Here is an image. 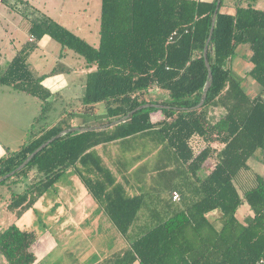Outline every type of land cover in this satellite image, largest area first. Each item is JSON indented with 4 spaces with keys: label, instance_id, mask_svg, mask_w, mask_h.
Returning a JSON list of instances; mask_svg holds the SVG:
<instances>
[{
    "label": "trees",
    "instance_id": "1",
    "mask_svg": "<svg viewBox=\"0 0 264 264\" xmlns=\"http://www.w3.org/2000/svg\"><path fill=\"white\" fill-rule=\"evenodd\" d=\"M216 4L217 0H102L99 43L93 45L28 0H16L12 10L27 19L28 31L36 40L23 43L0 75V83L41 99L42 115L53 95L44 80L71 71L63 62L43 75L32 68L29 58L45 36L95 66L87 75L83 104L86 111L94 112L103 103L108 114L104 123L148 102L170 107L144 108L112 127L70 132L54 140L0 183L27 177L32 170L40 176L22 192L12 193L8 209L23 216L74 167L120 233L127 235L145 205V196L128 194L96 147L152 134L194 177L197 185L192 191L198 197L179 210L169 204L167 219H158L130 246L114 249L94 264H259L264 258V176L258 175L257 185L243 194L235 178L250 168L248 161L257 152L264 160V9L236 1L233 11H223L221 1L208 54L213 83L205 103L196 108L208 79L203 50ZM174 31L179 34L170 40ZM242 45H248L250 52L248 75L261 86L254 96L227 66ZM154 86L168 91L167 97L154 96ZM217 108L224 114L212 121L211 111ZM157 111L164 118L153 122L151 115ZM72 126L63 119L0 157V177ZM201 141L205 145L197 149ZM212 156L217 158L214 168L200 177L199 170ZM174 190L181 194L176 203L187 201L184 189L172 187L170 194ZM245 202L249 211L241 219L239 210ZM215 209L221 214L211 219L208 214ZM37 238L35 231L16 224L0 229V254L8 264H34L37 256L32 246Z\"/></svg>",
    "mask_w": 264,
    "mask_h": 264
},
{
    "label": "rangeland",
    "instance_id": "2",
    "mask_svg": "<svg viewBox=\"0 0 264 264\" xmlns=\"http://www.w3.org/2000/svg\"><path fill=\"white\" fill-rule=\"evenodd\" d=\"M28 1L56 19H61L63 23L65 21L67 25H70L69 27H74L77 33L85 37L90 43L98 45L102 0ZM236 1H242L244 6L253 5L264 9V1L260 4H254L255 2L252 0H224L221 9L233 11ZM61 11H63V17ZM27 26V19L14 10L10 11L6 4L0 0V47L1 49L4 46L7 47L5 54L0 57L3 61L0 73L12 59L16 48L19 47L23 34L27 33V29H25ZM10 40L11 42L14 41V48L9 46ZM249 55L248 45L239 46L227 66L242 80L246 91L254 96L259 93L261 86L248 75L252 66L248 60ZM29 60L38 75L49 72L57 65L58 60L71 66L73 71L64 74L62 79L47 77L44 80L50 88L57 89L49 99L51 108L44 115H42L43 101L41 99L27 93H20L22 108L27 109L28 113L25 122V124L27 123L26 131L22 133L12 131L11 127L4 122L5 120L1 121L0 157L8 154V150L4 148L6 144L8 148H12L11 151H15L22 144L30 141L37 132L43 128L54 126L63 119L73 124L76 118L78 121L85 118L87 123L96 125L102 124L107 119L108 114L103 103L97 104L94 112H88L81 102L82 94H79V88H76L77 93L73 91L70 95L67 94L76 82L80 83L84 78L83 82L85 83V77L88 75L86 72L89 67L83 57L51 39L47 46L37 48ZM61 80H65L66 85H63ZM0 86H2L1 83ZM160 97L163 96L160 95ZM3 105L5 107L2 109L5 110L7 106L6 104ZM75 108L78 109L72 110ZM223 114L222 108L213 109L210 115L211 120L216 121ZM39 117L40 119H38ZM6 127L8 130L4 134L2 129L5 131ZM155 137L152 134L138 136L131 139L133 143L125 142L121 144L125 147L119 146L120 153H128V156L123 160V169L127 171L131 167L135 169L130 173L132 175L131 180H127L125 184L123 181L121 182L128 194L141 193L145 196V205L135 222L145 221V225L140 230L131 229L129 233L131 238L146 232L158 219L161 221L167 219L170 216L167 204H170L173 210H179L196 201L198 197V194L194 190L192 191L197 185L194 177L187 171L183 163L176 160L174 153ZM17 138L19 142L10 145L11 140H17ZM19 143L22 144L19 145ZM2 144L5 146L2 147ZM204 145L203 141L199 142L197 149ZM215 146L220 147L217 144ZM137 155H147V158L144 159V162L136 161ZM102 157L105 161L110 158L107 155ZM216 162V156H212L207 165L211 167ZM248 163L250 168L241 170L235 178V184L240 194L257 185L258 175L264 176V160L261 152H257L251 157ZM108 164L110 168L117 169V165L114 167L113 164ZM39 177L38 173L32 170L27 177H14L9 182L0 185V229L16 224L23 229L36 232L38 238L33 244L32 250L36 253L38 260L34 264H92L100 255L109 253L112 250L108 247L110 242L117 237L119 238L121 233L105 210L97 204L94 197L89 193L74 167L69 168L58 183L46 192L35 206L27 210L23 216L18 217L15 212L8 209L7 206L12 193L22 192ZM175 186L184 189L187 201L183 203L172 202L169 194L172 187ZM247 211H249V205L245 202L239 210V217L242 219ZM155 212L157 216L153 218L151 213ZM220 214L221 211L215 209L208 215L211 219H215ZM84 218H87V221L85 220L83 225L76 223L77 220L82 221ZM0 264H8L7 259L2 254H0Z\"/></svg>",
    "mask_w": 264,
    "mask_h": 264
},
{
    "label": "crops",
    "instance_id": "3",
    "mask_svg": "<svg viewBox=\"0 0 264 264\" xmlns=\"http://www.w3.org/2000/svg\"><path fill=\"white\" fill-rule=\"evenodd\" d=\"M16 0H1V2H3L4 4H6V6L9 8L10 11H12V6H13V3L15 2ZM253 2H255L254 4H260L262 1L264 0H252ZM242 1H240V4ZM31 3V2H30ZM32 4V3H31ZM33 5V4H32ZM34 7H36L35 5H33ZM38 8V7H36ZM39 9V8H38ZM41 10V9H39ZM42 11V10H41ZM44 12V11H42ZM18 13V12H17ZM46 13V12H45ZM20 14V13H19ZM48 15H50L49 13H47ZM21 15V14H20ZM22 16V15H21ZM51 17H53L52 15H50ZM61 16L63 17V11H61ZM54 19H56L55 17H53ZM61 18V17H60ZM58 20L60 23L62 22L61 19H56ZM67 22V21H66ZM63 25L67 26L69 29L73 30L75 33H77L76 29L73 27H69L70 25H67V23H64L62 22ZM26 26V24H24ZM19 26V25H18ZM20 27H22L20 25ZM27 29V33L26 34H23L22 36V40L20 41V45L19 47L16 48V52L21 48V46L23 45V43L27 40L30 41V36L31 34L29 33L28 31V26L25 28ZM21 31V30H20ZM79 34V33H77ZM80 35V34H79ZM81 36V35H80ZM83 37V36H82ZM85 38V37H84ZM86 39V38H85ZM51 41V38L49 36H45L43 39H41L39 41V46L37 48H39L40 46H47L49 44V42ZM99 43V42H98ZM92 44V43H91ZM9 46L14 48V41L10 40V43H9ZM7 50V47L4 46L0 47V57L5 54V51ZM37 50V49H36ZM35 50V51H36ZM34 51V52H35ZM16 52L12 55V58L15 56ZM33 52V53H34ZM32 53V54H33ZM31 54V55H32ZM31 57V56H30ZM30 59V58H29ZM6 60V59H5ZM12 60V59H11ZM9 60V62L11 61ZM2 60L0 59V67H2ZM9 62L7 63L6 67L8 66ZM30 62V60H29ZM58 62H63L61 60H58ZM64 63V62H63ZM67 67L71 68V71L69 73H71L73 71V68L69 65H67L66 63H64ZM32 66V65H31ZM88 66V65H87ZM5 67V69H6ZM89 67V70L86 72V74L90 73L91 71H94L95 70V66H88ZM33 68V67H32ZM4 69V70H5ZM34 69V68H33ZM3 70V71H4ZM35 70V69H34ZM52 70V69H51ZM50 70V71H51ZM2 71V72H3ZM49 71V72H50ZM2 72L0 73V75L2 74ZM36 72V71H35ZM47 72V73H49ZM37 73V72H36ZM47 73H43V74H47ZM69 73H64V74H69ZM42 74V75H43ZM64 74H59V75H55V76H50V77H57V79H62L63 75ZM60 77V78H59ZM87 79V75L85 77ZM86 79H85V83L83 82L84 81V78L82 79L83 81L82 82H76L74 84V87L71 88V90H68L67 94H71L73 91H76V88L78 89L79 88V94H82L81 95V102L83 104V97L85 95V90H86ZM62 84L66 85V81L65 80H61ZM46 86L47 83L46 82H43ZM49 87V86H48ZM61 87V86H59ZM50 88V87H49ZM153 95L160 98V99H163V98H166L167 95H168V91L164 90V89H159L157 87H153ZM51 90L53 91V94L55 93V90L57 89H53L51 88ZM20 91H17L15 90L13 87L9 86V85H4L2 84V86H0V123L1 121H4L6 124H8L7 126L11 127V130L12 131H15V132H18L19 133H22V132H25L26 131V118H27V109H25L24 107L22 108V105H21V102H20ZM67 95V96H69ZM160 95H162L163 97H160ZM18 101V102H17ZM2 102V103H1ZM3 104H6V109L3 110L2 107H5ZM83 107H84V104H83ZM51 108V106H50ZM78 108H75V109H72V110H76ZM3 110V112H2ZM107 117V116H106ZM164 118V114L161 112V111H157V112H154L152 113L151 115V120L153 122H157V121H160ZM22 121H23V124H22ZM104 124V122L102 123ZM101 125V124H99ZM73 126H97L96 124H92V123H87V121L85 120V118H83L82 120H79L78 121V118H76V120L73 122ZM1 130V128H0ZM7 127H6V130L3 131L4 134H6V131H7ZM18 137V136H17ZM132 139V138H131ZM131 139H124V140H117V141H113V142H110V143H105V144H100L96 147V151H98L97 153L102 157L104 155H107L109 156L110 158L108 159V161H105V159L102 157L103 161L105 162V164L109 167V164H113V166L115 167V165H117V169H114V168H111V170L113 171V173L116 175L118 181H123L124 184L125 182H127V180H131V177L132 175H130L131 171H135V169H133L132 167L127 171L126 169H123L122 167V164H123V160H125L126 156H128V153L127 154H124V153H120L119 152V146H123L121 145L122 143H125V142H130V143H133L131 142L132 140ZM12 142H10V145H12L13 143H17L19 142V139L17 138V140H14L12 139L11 140ZM120 143V144H119ZM22 143H19V145H21ZM5 146L4 144H2V147ZM125 147V146H123ZM6 150H8L7 152L9 153L11 151L10 148H8L7 144L6 146L4 147ZM147 158V155H137L136 156V161H143L144 162V159ZM215 166V164L211 165L210 166H206V167H203L199 170L198 172V175L202 178H204L205 176H207L209 174V172L211 171V169H213ZM149 167V166H147ZM110 168V167H109ZM117 170V171H116ZM58 183V182H57ZM130 194V193H129ZM134 193H132L131 195H133ZM171 199H172V193L169 194ZM173 201V199H172ZM97 202V201H96ZM175 202V201H173ZM176 203V202H175ZM98 204V203H97ZM99 205V204H98ZM169 205V204H167ZM100 206V205H99ZM101 207V206H100ZM102 208V207H101ZM97 209V208H96ZM103 209V208H102ZM98 210V209H97ZM89 212V211H88ZM152 214H156L155 213H152ZM86 215V214H85ZM85 220L87 221V218H84L82 221H78L76 223H78V225H83L85 223ZM145 225V221L143 222H139V223H134V225L131 227V229H138L140 230L143 226ZM130 229V231H131ZM129 231V233H130ZM120 232V231H119ZM129 233L127 235H119V238L117 237V239H114L113 241L110 242L109 244V249L111 248L113 251L114 249H117V248H123V247H127V246H130L131 242L136 239L137 237H130L129 236ZM107 247V248H108ZM109 251V252H111ZM37 256V255H36ZM104 255H100V257L94 261L92 264L98 262L99 260H101L103 258ZM38 260V257L36 259V261ZM35 261V262H36ZM134 264H140L139 261H136Z\"/></svg>",
    "mask_w": 264,
    "mask_h": 264
},
{
    "label": "water",
    "instance_id": "4",
    "mask_svg": "<svg viewBox=\"0 0 264 264\" xmlns=\"http://www.w3.org/2000/svg\"><path fill=\"white\" fill-rule=\"evenodd\" d=\"M221 1L222 0H217V4H216V8H215V12H214V15H213V20H212V26H211V30H210V34H209V37L207 38V41L205 43V46H204V50H203V57H204V60H205V64H206V67L208 69V79H207V82H206V85L202 91V95H201V99H200V102L196 105V108H199L201 107L205 101H206V98L208 96V92H209V89L211 88V85L213 83V72H212V69H211V64H210V61H209V45H210V42L212 40V36H213V31H214V27H215V22H216V17H217V12L220 8V5H221ZM149 107H155V108H159V109H163V108H169L170 106L169 105H164V104H161V103H151V102H148V103H144L140 106H138L137 108H135L134 110H132L131 112H129L128 114L122 116L121 118L119 119H115L111 122H107V123H104V124H101V125H97V126H72V127H69V128H66L62 131H60L58 134L54 135L53 137H51L50 139H48L47 141H45L43 144H41L38 148H36L18 167H16L14 170H12L11 172H8L7 174L3 175L2 177H0V183L3 182L4 180L8 179L9 177L15 175L17 172H19L21 169H23L33 158L34 156L39 153L42 149H44L47 145H49L51 142H53L54 140L62 137L63 135H66L70 132H75V131H87V130H101V129H106V128H109V127H112L114 125H117L121 122H125L128 120V118L133 114L135 113L136 111L138 110H141V109H144V108H149Z\"/></svg>",
    "mask_w": 264,
    "mask_h": 264
},
{
    "label": "built area",
    "instance_id": "5",
    "mask_svg": "<svg viewBox=\"0 0 264 264\" xmlns=\"http://www.w3.org/2000/svg\"><path fill=\"white\" fill-rule=\"evenodd\" d=\"M178 34H179L178 31H174V32L170 35L169 39H170V40H174V38H175ZM35 40H36V38H35L33 35H31V36H30V41H35ZM172 199H173V201H175V202H178V201L181 200V194H180V192H179L178 190H174V191L172 192ZM263 214H264V209H263ZM259 264H264V258H262V259L259 261Z\"/></svg>",
    "mask_w": 264,
    "mask_h": 264
}]
</instances>
